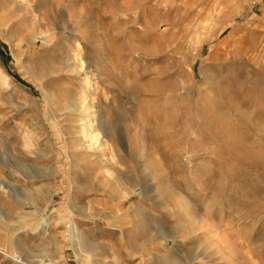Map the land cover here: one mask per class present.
Listing matches in <instances>:
<instances>
[{
	"label": "rangeland",
	"instance_id": "1",
	"mask_svg": "<svg viewBox=\"0 0 264 264\" xmlns=\"http://www.w3.org/2000/svg\"><path fill=\"white\" fill-rule=\"evenodd\" d=\"M18 258L264 264V0H0V264Z\"/></svg>",
	"mask_w": 264,
	"mask_h": 264
},
{
	"label": "bare ground",
	"instance_id": "2",
	"mask_svg": "<svg viewBox=\"0 0 264 264\" xmlns=\"http://www.w3.org/2000/svg\"><path fill=\"white\" fill-rule=\"evenodd\" d=\"M1 78L3 79V81H5V82H9V77L6 75V74H2L1 75ZM83 86L84 87H88L89 86V79H86L85 80V83H83ZM85 94V93H84ZM83 125H87L86 124V119H83ZM93 127V124L92 123H90V124H88L87 126H85V127H83L82 128V134H83V136H84V138L87 140V145L88 146H86L89 150H91V151H96V152H98L97 154H95V158H94V162H96V163H101L102 162V158H101V155H103V151L106 149V147H105V145H102V143H98L99 142V140L97 139V136H95V135H93L94 134V132L93 131H91V130H93V129H91ZM109 171V170H108ZM37 174H38V172H37ZM45 174V173H44ZM29 175H31L30 174V172H29ZM32 177H34L33 175H32ZM2 189V188H1ZM180 204H181V206L183 205V204H185V203H183V201H181L180 202ZM186 209L185 210H187V207L186 206H184ZM201 223V222H200ZM205 223V222H204ZM184 227V226H183ZM215 245V244H214ZM215 250V248H213V251ZM217 250V252H218V249H216ZM208 252V251H207ZM199 254V253H198ZM18 261H20V262H23V263H25V264H27L28 262H30L31 260H29V259H25L26 260V262L25 261H23L24 259H22V258H18L17 259ZM180 260V259H179Z\"/></svg>",
	"mask_w": 264,
	"mask_h": 264
}]
</instances>
